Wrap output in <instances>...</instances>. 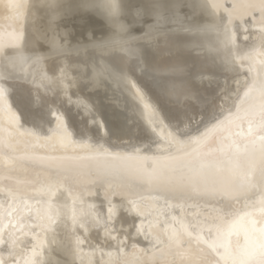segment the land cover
Masks as SVG:
<instances>
[{
    "label": "snow or ice",
    "instance_id": "6c2138e0",
    "mask_svg": "<svg viewBox=\"0 0 264 264\" xmlns=\"http://www.w3.org/2000/svg\"><path fill=\"white\" fill-rule=\"evenodd\" d=\"M8 4L21 27L0 25V157L13 162L0 168V184L10 182L0 188V264H53L54 251L71 257L55 264H148L135 258V245L126 251L134 234L161 246L151 264H264V60L239 57L236 23L253 15L264 52V0H129L134 23L154 22L140 37L123 25L127 39L96 44L100 62L92 58L90 74L72 62L80 49L55 36L39 51L19 0ZM101 7L121 15L116 0ZM161 38L174 57L167 78L138 44ZM245 59L257 74L241 82ZM101 83L116 85L105 104L83 91ZM213 86L219 106L208 95ZM39 147L66 155L58 167L37 169L46 159L33 151ZM57 192H67L71 206L53 202Z\"/></svg>",
    "mask_w": 264,
    "mask_h": 264
},
{
    "label": "water",
    "instance_id": "95a60500",
    "mask_svg": "<svg viewBox=\"0 0 264 264\" xmlns=\"http://www.w3.org/2000/svg\"><path fill=\"white\" fill-rule=\"evenodd\" d=\"M130 2L135 4L136 6H139L141 3H144L145 0H130ZM183 3L186 5L188 3V0H183ZM180 11L182 14H185L187 16H192V10L187 6L181 7ZM27 14L28 15H27V19L25 20L24 26L27 28L31 36L37 40L39 51L45 52L48 50L49 45L44 37L52 38L53 36H55L57 39L61 40L62 42L66 41L67 46L69 48L80 49L78 54L77 53L72 54L71 59L73 64L79 65V71L81 73L84 72H88L89 74L91 73V62L93 57L96 58L97 64L100 62L101 53L95 49H92L90 47V44L92 43V41L99 40L108 36L109 30L106 27L104 20L99 18L98 15L93 14L92 12H74L65 15L61 19L54 21L52 24H50L49 18L42 13L30 14L28 12ZM255 15L259 16L258 13H256ZM198 19L201 22H203L205 18L203 16H199ZM126 22L132 26L131 34L140 37L145 31H147V25L153 23L154 21L153 18L146 16L143 22L134 23L133 18L130 15L126 17ZM170 27L175 28L177 26L170 25ZM89 33H91V39L89 37ZM178 35L183 37L187 34L183 32H179ZM138 44L143 45V54L149 61L152 59L151 56L156 53L157 48L161 49V51L163 52L162 54L166 58L167 57L173 58V56H169L165 54L167 49L165 48V44L162 38L160 39L159 44H157L156 42L150 43L146 39H142L138 41ZM201 54H206V50L204 53ZM61 66H63V64H61ZM237 67L239 68L238 65ZM159 68L161 71L158 74L164 78H167L169 75L166 71L167 67L164 68L160 65ZM58 71L59 69H57V73ZM22 75H24V72L22 73ZM219 83L221 88H223L225 84L223 75L221 76ZM205 87L207 88L208 85L205 84ZM115 88H116L115 84L109 85V84L101 83V85L96 87L95 89L89 86V88L84 89L83 91L87 95L93 96L101 104H105L106 97L111 96L112 91H114ZM211 89H217V88L213 86ZM72 91H76V89L73 88ZM117 96H119V93H117ZM106 106H110V105H106ZM137 222L139 221L136 220V223ZM150 243L153 245L152 246L153 248H156L158 246V245L154 246L153 242ZM54 253L59 254L58 251H54ZM53 264H55L54 261Z\"/></svg>",
    "mask_w": 264,
    "mask_h": 264
},
{
    "label": "bare ground",
    "instance_id": "6f19581e",
    "mask_svg": "<svg viewBox=\"0 0 264 264\" xmlns=\"http://www.w3.org/2000/svg\"><path fill=\"white\" fill-rule=\"evenodd\" d=\"M28 11L25 10V17L27 18V14ZM11 17V14H10ZM8 18L5 19L3 17H0V25H10L11 28H14L16 30H19V28L21 27V23L19 21H16L15 19L12 18ZM258 18V16H256ZM246 23L244 25H240V22L237 21V34H238V39H237V43L238 45L241 47V51L239 52V57L240 58H245V57H254V59L257 62V65H259V63L264 60V52H262V50L259 48V44L258 41L256 40L257 37V33L259 32V28L260 26L257 24L255 26L252 25V20H253V15H248L247 17H245ZM24 25H25V21H24ZM245 28L247 29V31H245ZM82 36V35H81ZM159 46V45H158ZM159 49V48H157ZM156 49V53L154 55L151 56V60L150 62L155 65L160 67V65L164 68L168 67L170 62L174 59V57H165L161 51V49L157 50ZM233 58L235 59V62L238 66H240V59H236V53H233ZM249 63V61L247 59L244 60V64L245 66L243 68H241V72L243 73L239 79L241 80V82H243L246 78H250L251 76H255L257 73L253 72L251 74H249L248 72V68H247V64ZM23 71H19L17 74L18 75H22ZM232 85L233 88L236 87L235 84V80L232 79L229 81ZM25 87H31L30 84H26ZM126 95V94H125ZM208 95H215L218 98L216 99L215 103L217 104V106L220 105L221 103V98H222V94L220 93V89H209L208 91ZM75 99V98H74ZM123 99V97H121V100ZM67 106V105H66ZM73 111H75V109L73 108ZM143 123V121H141ZM25 127H32L31 124H25ZM72 127L73 128H78L79 127V117L78 116H74L73 120H72ZM112 151H122L123 149H111ZM33 151L35 152L36 155L39 156H45L46 159L43 163L37 162V164L35 165V167L37 169L39 168H47L49 165H52L53 167H58L61 164V157H63L64 155H66L64 152L62 151H57V152H53L50 149H46L43 147H39V148H35L33 149ZM152 151H156V146L153 145L152 146ZM71 150H69V152L67 153V155H71ZM13 166V162L11 160H5L3 157H0V168H4V169H9ZM10 183L9 181H4L3 184H0V188H3L6 191V186L7 184ZM28 190L31 194H35L33 192V188L31 186V184L27 185ZM37 199L39 200V197H37ZM4 197L2 194H0V203H3ZM51 200L53 202H60V203H67L69 206H71L72 201L71 199L68 198V194L67 192H57L55 193V195H53V198L51 197ZM85 200L88 202H95L97 204H99L101 202V197L96 196V197H85ZM30 204L34 205V210L31 213V215H35V206H36V201H30ZM6 207V205H5ZM70 210V208H69ZM177 212L179 211L178 209L176 210ZM192 211H195V209H192ZM6 215V214H5ZM128 222L131 223L133 222V218L129 217L127 218ZM29 223H31L32 221L29 220ZM136 222V221H135ZM139 223V222H137ZM4 225H8L9 222L7 219H5L3 221ZM127 225H125L126 227ZM119 227V225H118ZM133 233H135V229L132 230ZM93 235H95V233H93ZM31 237L29 236L27 239H30ZM102 238V235H101ZM5 239H7V236H5ZM121 239H124L123 236H121ZM93 243L95 244L96 241L93 240ZM133 245H135L136 249L138 250V255L135 258H143L144 260L148 261V264H151V260L149 259L150 257L153 256L154 253L157 254V258H159V248L161 246H157L156 248H153L152 244L150 243V240L145 239L143 235H133L132 238L127 240V252H132L133 249ZM55 247V246H53ZM90 249L87 248L86 246L83 249L84 253L89 252ZM105 252L108 251H115V247L113 248H105L104 249ZM59 254L56 253H51L50 259L53 260L54 262L56 260H68L71 259V257H68L66 255H64L62 252L58 251ZM5 258H7V251H5L4 253ZM99 258V253H97V259ZM218 258V257H217ZM76 264H79V261L77 260Z\"/></svg>",
    "mask_w": 264,
    "mask_h": 264
},
{
    "label": "clouds",
    "instance_id": "9594fccd",
    "mask_svg": "<svg viewBox=\"0 0 264 264\" xmlns=\"http://www.w3.org/2000/svg\"><path fill=\"white\" fill-rule=\"evenodd\" d=\"M121 6V15L119 17H109L101 7V0H55V7L48 6V0H19L22 9L27 10L30 14H44L49 18V23L52 24L64 17L65 15L74 12H92L103 19L106 27L109 30L108 36L92 41L90 47L96 49L95 45L103 42H110L119 39H127L129 32L123 31V25H131L126 22V17L130 16V11L125 7L129 0H116ZM8 0H0V17L8 19L10 17ZM55 17L53 20L52 18ZM91 39V33H89ZM67 46V42H63Z\"/></svg>",
    "mask_w": 264,
    "mask_h": 264
}]
</instances>
